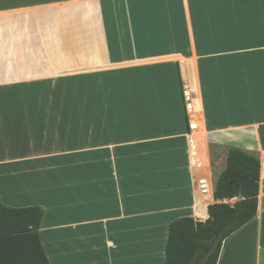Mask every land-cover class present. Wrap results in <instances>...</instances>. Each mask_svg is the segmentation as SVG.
Listing matches in <instances>:
<instances>
[{"label":"crops","instance_id":"crops-1","mask_svg":"<svg viewBox=\"0 0 264 264\" xmlns=\"http://www.w3.org/2000/svg\"><path fill=\"white\" fill-rule=\"evenodd\" d=\"M196 1L34 0L0 8V60L10 70L0 81L11 87L0 88V201L42 208L39 235L50 264H161L169 224L200 219L195 210L206 195L197 183L210 177V162L206 149L203 168H193L173 91L176 69L182 88L201 101L206 143L208 134L214 137L202 98L207 113H226L205 92L203 82L222 75L208 74L207 66L230 62L199 61L191 19ZM226 1L200 0L203 14L224 9ZM253 9L264 15V0ZM177 33L186 34L185 55L173 51ZM50 60L58 73L105 80L103 103L2 101L17 97L19 80L33 79L34 69L54 68ZM254 135L258 149H241L260 161L257 214L224 242L217 264H264V135ZM211 190L202 221L216 203Z\"/></svg>","mask_w":264,"mask_h":264},{"label":"trees","instance_id":"trees-1","mask_svg":"<svg viewBox=\"0 0 264 264\" xmlns=\"http://www.w3.org/2000/svg\"><path fill=\"white\" fill-rule=\"evenodd\" d=\"M255 1L227 0L224 9L220 8L209 16L205 12L203 14L200 0L194 2L195 6L191 12L193 37L201 63L208 61V55L255 48L250 46L254 45L249 42L250 34L260 30L240 28L241 22L246 23L245 27L248 24L253 27L258 25L259 19L264 18V15H256L260 11L253 9ZM175 39L173 51L185 55L188 45L186 34L177 33ZM240 42L244 45L238 47ZM230 67L227 69L231 71L228 80L235 84L240 74L237 75L236 70ZM176 72L180 83L177 69ZM220 77L221 75L218 78ZM180 85L184 121L187 126L183 88L181 83ZM222 85L226 86L223 82L213 83L210 94L212 98L209 97V101L213 97L217 101V92ZM209 107L216 109L212 103ZM233 108L236 106L226 107L229 111ZM259 179V159L239 148L229 147L226 168L214 186L213 199L216 203L207 206L208 218L198 221L183 217L172 221L167 229L164 259L161 264H217L224 242L256 217ZM240 190L242 199L233 204L229 203L236 199ZM42 218L41 207L12 208L0 201V264H50L39 235Z\"/></svg>","mask_w":264,"mask_h":264},{"label":"rangeland","instance_id":"rangeland-1","mask_svg":"<svg viewBox=\"0 0 264 264\" xmlns=\"http://www.w3.org/2000/svg\"><path fill=\"white\" fill-rule=\"evenodd\" d=\"M20 1H34V0H0L1 7H10ZM259 23L256 26H250L249 24L245 27L244 22L240 23V28L242 29H258L259 31H254L250 34L249 42L254 45H250L252 49L241 50L234 52H221L214 55H208L206 58L208 62L211 60H229V64H226V68L217 67L215 65H208V74L217 73L218 71L222 73L221 77L217 75L218 81L203 82L205 83V92L209 95L211 90H213V83L223 82L226 86L222 85L218 89L217 100L220 104H224L226 107H235L232 110L226 109V113H219L218 111L209 112L208 115L211 120V124L207 122L208 131L211 132V136L214 137L213 140H208L209 134L207 135V145L208 157L210 162V179L209 183L211 189L214 188L218 177L224 172L226 168V159L229 147H237L240 150L245 145L255 152L258 149L257 138L255 137V132L264 135V18L259 19ZM200 25V24H199ZM199 30V29H198ZM237 35V34H236ZM253 42V43H252ZM219 43H221L219 41ZM223 44V43H221ZM238 47L243 46V42H240ZM236 60V62H233ZM8 60H0V76L6 77L9 75V68L6 62ZM41 65V60H37ZM51 67L49 70H41V67L34 69L31 72L33 79H28V81L19 80L18 82V94L17 97H4L2 96V101L4 103H17V106H22L24 104H46V105H87V104H102L103 101H99L98 94L99 90H106L104 88L106 81L100 78H84L74 75V72L57 71L58 67L54 61L50 60ZM72 60H66V64H71ZM55 64V65H54ZM55 66L57 68H55ZM231 66V67H230ZM236 70V74L239 75L237 83L233 84L228 80V76L231 71H227L228 68ZM179 72V71H178ZM7 73V74H6ZM225 75V77H223ZM76 77V78H75ZM237 77V76H236ZM209 78V77H208ZM83 79V80H82ZM226 79V80H224ZM236 82V79H234ZM176 81V79H175ZM177 87L174 91L176 98L178 100L179 109L182 111V99L180 83L178 80ZM8 80L0 81V88H11L6 86ZM13 88V87H12ZM184 89V88H183ZM209 89V91L207 90ZM234 93V94H233ZM203 108L204 115L207 118V105L204 104ZM212 101V99L210 98ZM201 101H194L195 110L200 112L197 104ZM221 108V107H220ZM184 113V112H183ZM102 115V113H99ZM180 120L183 129L185 128L182 113L180 115ZM224 124L225 128L220 125ZM212 131L214 133H212ZM254 132V133H252ZM216 141V142H215ZM262 144L264 145V136H261ZM258 152V151H257ZM248 154V153H247ZM235 200L229 203L233 204ZM209 204V203H208ZM206 205H201L200 210L202 218L204 219ZM195 210V211H196Z\"/></svg>","mask_w":264,"mask_h":264},{"label":"built area","instance_id":"built-area-1","mask_svg":"<svg viewBox=\"0 0 264 264\" xmlns=\"http://www.w3.org/2000/svg\"><path fill=\"white\" fill-rule=\"evenodd\" d=\"M182 98H183L184 108H185L186 117L188 121L186 135L191 138L190 142H191V151H192L193 149V146H192L193 139L192 138L199 129L201 116H199V112L195 110V106H194L195 100L193 97V92L191 90L184 88L182 92ZM192 157L195 158L196 160V162H193V168L194 169L203 168V164L198 158V155H195V156L192 155ZM209 185H210L209 181L205 178H201L198 180L197 188L201 195L205 196V195H208L209 192L210 193L212 192L211 185H210V190H209V187H208Z\"/></svg>","mask_w":264,"mask_h":264},{"label":"bare ground","instance_id":"bare-ground-1","mask_svg":"<svg viewBox=\"0 0 264 264\" xmlns=\"http://www.w3.org/2000/svg\"><path fill=\"white\" fill-rule=\"evenodd\" d=\"M199 128H201V127L199 126ZM195 134H196L195 138H194V140L192 142V146H193L192 152L194 153L193 155L194 156L198 155V158H201V159L204 158V162H205L206 161V154H207L206 153V143H205V138H206L205 132L203 130L200 131L198 129V131ZM194 162H196L195 158H194ZM208 187H209V190H210V185ZM211 195H210V192H209V195H206L203 199L201 198L202 200H200V201L198 200L199 201V204H198L199 207H197V206L196 207L199 209L201 205H204V202H202V201L206 200V202H207V200H209V198H210V201H208V202L210 203L211 202ZM195 217L202 218V214H201L200 210H196L195 211Z\"/></svg>","mask_w":264,"mask_h":264},{"label":"water","instance_id":"water-1","mask_svg":"<svg viewBox=\"0 0 264 264\" xmlns=\"http://www.w3.org/2000/svg\"><path fill=\"white\" fill-rule=\"evenodd\" d=\"M241 199H242V193H241V190H240L239 193H238V196L235 199V201H239Z\"/></svg>","mask_w":264,"mask_h":264}]
</instances>
